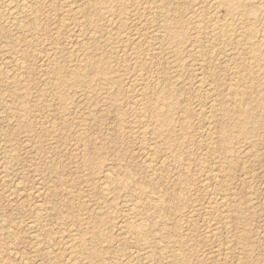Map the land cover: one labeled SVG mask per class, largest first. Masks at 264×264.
<instances>
[{"label":"rangeland","instance_id":"rangeland-1","mask_svg":"<svg viewBox=\"0 0 264 264\" xmlns=\"http://www.w3.org/2000/svg\"><path fill=\"white\" fill-rule=\"evenodd\" d=\"M65 1L0 0V264H264V107L258 100L264 97V86L241 78L255 119L250 134H239L238 128H229L220 119L225 111L219 102L226 98L231 76L227 64L240 61L232 60V45L202 39V46L213 51L219 86L210 96H200L195 78L207 70L188 66L177 71L173 52L147 34L154 30L160 35L165 19L159 15L161 8L153 21L156 25L151 23L154 27L141 22L140 15H128L122 27L110 28L102 19L97 34L88 38L85 28L84 33L80 27L73 29L77 24ZM84 1L87 5L93 0H77ZM198 1L167 0V8L187 16ZM18 2L28 5L27 20L11 14ZM251 3L259 5V0ZM263 17L259 11L258 29L264 27ZM117 32L130 36L128 42L134 36L149 37L153 48L161 46L154 49L151 65L142 69L152 81L129 83L135 70L122 65L129 51L111 43ZM76 38L88 45L93 60L111 61L110 69L104 70L107 74L71 73L80 62L79 55L70 58L71 45L79 42ZM56 67L66 74L58 86L51 79ZM108 76L119 79L107 82ZM157 77L161 85L176 89L171 99L187 112L179 109L173 116L176 126L169 143L152 135L146 138L150 146L143 149L129 104L142 86L148 92L158 89ZM211 102L219 110L208 118ZM210 119L215 126L205 127ZM224 126L232 139L229 149L220 140ZM176 144L181 146L178 157L169 150ZM147 161L156 162L154 175ZM220 163L225 166L221 171ZM133 221L143 223L148 242L123 234V226ZM96 229L103 237L94 245ZM95 248L98 258L93 257Z\"/></svg>","mask_w":264,"mask_h":264},{"label":"bare ground","instance_id":"bare-ground-1","mask_svg":"<svg viewBox=\"0 0 264 264\" xmlns=\"http://www.w3.org/2000/svg\"><path fill=\"white\" fill-rule=\"evenodd\" d=\"M251 1L253 2V0H250V1L249 0H199L195 6L196 9L191 11L187 16H183L178 11H170V9L167 8V0H93L91 3H89L87 5L85 4V1H84L85 6H84V4L78 3L77 0L76 1L75 0L74 1L66 0L65 2H63V4H64V6H66L68 8V13L72 19V22L75 21V23L77 24L74 26V28H73V24H72V28L73 29H79L78 27H80V29L82 27L85 28V30L89 31L88 33L90 36H88V38H93L95 36V34H97L98 29H99L98 24L101 22L100 20H102V19L108 23V27L110 26V28H112L114 26L122 27V26H125L128 15L134 16L135 18H136V16L140 15L141 22L144 21L146 23H150V27H154L151 25V23H153L154 19L156 18V15L158 13L157 10H159V8H161L162 11L160 12L161 14H159V15L164 16L165 19H164L163 23L161 24V28H160L161 30L158 31L160 33V35L156 36L155 35L156 33H154V30L153 31L151 30L152 32L147 33V34H148V36L150 35L151 38H153L155 36L153 38L154 40H156L155 43L160 44L161 46L165 47L164 49L173 52V54L175 55V62H176L175 67L177 68V71H179L180 69H182L184 67L186 68L188 66H191V67L197 66V69L199 68L198 70H200V69H202V70L206 69L207 70L208 73L206 75H204L201 72L198 75V78H195V80L197 79V83H198L197 85L195 84L196 92L198 95H200V96L203 95L204 97L210 96V93L213 92L219 86V84L217 81V77L215 76V74L213 72V69L215 68L214 67L215 62L213 61V58H212L213 55H211L213 53V51L212 50H206L204 48L205 46H202V45H204L201 42L202 39L206 38V40H209L210 43H213V41H216V40H220L222 44L232 45L230 48V49H232L230 56L232 57V60L238 59L240 61H238V63L236 61H232L233 63L230 65L227 64V62H226L227 66H228V68H226V69L230 72L231 76L229 77L230 79L228 80L229 85L227 87V92L224 90L226 92V98H225V100L221 99L222 101L219 102V105L220 104L222 105L221 111H225L222 114L220 113V119L222 122L224 121V123L229 128L236 127L239 129L238 130L239 134L245 135V134L249 133V129L252 127V124H253L252 121H253V119H255V116L252 114V111H251L253 109V107L248 108L249 101H248V98L246 96V90H245L244 86H242V84L240 83V80H241V78L243 80L245 78V79L250 80V82H252V83L257 82L258 84L264 86V27L263 28L261 27L262 29H258L256 26L258 23L257 16L259 15V11H260V13L262 12L264 15V0H259V5L258 4H252ZM67 8H65V9H67ZM29 12H30V10L28 9V5L26 3L18 2L16 7H15L14 13H11V14L12 15H18L19 14V16L20 15H21V17L23 16V19L25 18L27 20ZM221 12H222V15H219ZM146 25H148V24H146ZM154 25H156V24H154ZM140 26H141V24H140ZM144 27L146 28V26H144ZM152 29H154V28H152ZM68 30H70L69 27H68ZM83 30L81 32H83ZM148 30H149V28H148ZM148 30L145 29L146 32ZM78 31L79 32H78L77 38L82 36V34L80 33V30H78ZM134 31H136V30L133 29V32ZM141 32H144V31H141ZM152 35H153V37H152ZM114 36H115V41H113L111 43L112 44H119L120 46L125 47L126 50L129 51L128 57H126V59H124L123 64H122L123 67L126 69L135 70L134 71L135 74H133L130 78H128L129 83H136L138 81H141V83L152 81L153 78L151 77V75L148 76V74H143L142 69L145 68L146 66L148 67V65H151L150 63L152 62L153 58H155V54H156L154 49L156 47H158L159 45L156 46L155 48H153L154 43L149 42L150 41L149 37H148V40H149L148 41L145 38L139 39L138 37L134 36V38L131 39L133 41L128 42V40H130V38H129L130 36H126V34L123 32H121V33L117 32V33H115ZM140 36L143 37L142 34ZM72 37H74V36H72ZM75 37H76V35H75ZM85 37H86V35H84V38ZM77 38H76V40H78ZM78 41L79 42L74 41L73 45H71L72 44L71 43L70 44L71 49L69 48L70 49V58L75 57V56L77 57L78 55L80 56V62L77 61L78 63H75L74 66L72 65L73 71L70 70L71 73H75L77 75H84V74L86 75V74H90L92 72H101L102 71L103 74H107V73H105L104 70L110 69L109 66H110L111 61L108 58H101V57H98V59L93 60L91 53L89 52L88 45L86 46L85 43L83 42V40H81V39ZM161 46H159V47H161ZM122 47H121V49H122ZM158 52L159 51H157V53ZM160 53H162V52H160ZM58 54H56V55H58ZM184 55H185V57H183ZM156 59H158V58H156ZM58 60H59V58H58ZM155 62L157 63V61H155ZM121 63H122V61H121ZM157 65H158V63H157ZM157 65H155V66H157ZM158 71H160V70H158ZM67 72H69V71H67ZM108 73H111V72L109 71ZM146 73H149V72L147 71ZM15 75H16V73H15ZM177 75H179V74H177ZM65 76H66V74H64V70H62L61 68H58V67H56L51 73V79L53 80L52 82H54V84L57 86L59 84L62 85L65 82ZM158 78L159 77H157L156 80L154 79L155 83H156L155 86H157L158 89H154L153 91L148 92L146 86L145 87L142 86L140 88V91L138 90L139 91L138 98L136 97V100L134 102H132L131 105L128 103L130 106L129 109H131V112L133 114H135V117L137 119L136 124L134 123L135 124L134 128L137 129L139 132V135L141 137L139 140H140V143H141V146L143 149L148 148L150 146L148 144L149 142L148 143L146 142L148 140V139L146 140V138L149 136H152V135L155 138L157 137V138L163 139L164 141L169 143V141L171 140V132L174 131V127L176 126V123H175V120L173 119L174 118L173 116L180 109L177 101H174L173 99H171L172 92L175 91L176 89H174L168 85H161L160 80ZM114 79L116 80L119 78H115L112 76H108V77L104 78V80L107 82H113V81H115ZM18 82L19 81L18 80L15 81V79L13 77L12 84L17 85ZM43 82H45V81H43ZM163 83H164V81H163ZM191 84H192V82H191ZM48 85L49 84H47V86ZM126 85H128V84H126ZM48 94H50V93H48ZM214 97H216V96H214ZM200 99H201V97H200ZM203 99H205V98H203ZM214 99H216V98H214ZM112 100H115V97H113ZM258 100H259V103L264 107V97L261 96L258 98ZM212 101H214V100H212ZM45 103H47V102H45ZM224 105H227V107H229V108L225 109ZM217 106H218V104H213V103L210 105L209 109L207 110L208 114H210L208 116V118L211 115L213 116L214 113L216 114V112L219 110V109H217ZM180 110L187 112V108H183ZM200 110H201V108H200ZM128 112H130V111H128ZM195 112H197V111H195ZM205 114H207V113H205ZM211 118H213V117H211ZM195 121H196V119H195ZM206 123H208V124H205V127L207 126L208 128H211V125L213 123L212 120L210 119V121L206 122ZM216 124H218V123H216ZM213 125H214V123H213ZM184 128H185L184 125H182L181 129H184ZM54 130L55 129H53V131ZM203 130L204 129H202V131ZM223 130L224 131H223V134L220 136V140H221V143L223 144L224 148L229 149V147L232 145V139H231V137H229L226 134L225 126L223 127ZM211 133H210V136H211ZM206 134L207 133H205V135ZM213 135H214V133H213ZM201 138H202V136H201ZM210 138H212V137H210ZM211 141H213V140H210V142ZM205 142H206V140H205ZM217 142H218V140H217ZM211 145L212 144H210L209 146H211ZM213 146H211V148ZM242 146L243 145L239 144V149L237 151H241ZM180 148H181L180 144H176L175 146L170 147L169 150L171 152H173L175 150L176 151L175 152L176 157H178V156H181L177 152L180 150ZM211 148H209L208 150H211ZM231 149H232V147H231ZM152 151H156V150L152 149ZM140 152H141V149H140ZM213 154L214 153L211 152L210 158L213 157L212 156ZM241 155H242V153H241ZM152 157L155 158V156H152ZM216 157H218V156H216ZM198 158H200V155L198 156ZM150 159H151V157H150ZM221 160H222V158H221ZM155 161H150L149 163H148V161L145 162V164L148 163V165L146 164L147 169L151 170V172L155 166V165H153V162H155ZM160 161L161 160H159V163H160ZM202 161H204V159ZM142 164H144V163L142 162ZM154 164H156V162ZM197 166L199 167V165H197ZM224 167H225L224 163H220V167H219L220 171L223 170ZM213 171L211 170V172H213ZM216 171H218V170H216ZM105 172H107V171H105ZM152 173H153V175L155 174L154 172H152ZM216 173L217 172H215V176L217 175ZM89 174H91V173H89ZM103 174H106V173H103ZM107 174L109 175V173H107ZM211 176H212V174H211ZM212 177H214V176H212ZM137 180H139V179H137ZM214 181H215V179H214ZM202 183H204V182H201L200 184H202ZM219 183H217V184H219ZM104 186L102 184V187H104ZM214 186H215V184H214ZM207 187H205V188H207ZM219 192H220V190H219ZM211 194H213V193H211ZM216 194H217V192H216ZM207 195H210V193ZM226 195H224V196H226ZM214 196L215 195H213V197ZM222 196H223V193H222ZM222 196H220V197H222ZM211 197H212V195H211ZM223 197L221 198V201H220L221 203L225 199ZM209 200H212V199L208 198V201ZM134 201H135V199H134ZM215 202H217V201H215ZM225 203H227V202H225ZM228 204H229V202H228ZM214 205H215V203H214ZM210 206H211V204H210ZM210 206L208 205V208ZM222 208H223V206H222ZM225 208H226V205H225ZM214 209H216V208H214ZM218 209H221V208H218ZM40 211H43V210H40ZM222 214H223V212H222ZM223 216H224V214H223ZM133 217H134V215H133ZM213 217H215V216H213ZM224 219H225V217H224ZM123 227H124L123 228V232H124L123 234L137 235L139 237L140 241L143 243L144 242L146 243V242H148V240H150L148 238L147 230H146L145 226L143 225V223H141V222L133 221L131 223L125 224ZM121 231H122V228H121ZM73 232H71V233H73ZM102 237H103L102 231H100L99 229L94 230L93 231V237H92V241L94 242V245H97V243L102 239ZM39 238H41V236ZM72 238H73V236H72ZM75 238H76V236H75ZM106 240L108 241L109 239L107 238ZM83 241H84V238L81 240L79 239V242L82 243ZM90 241H91V239H90ZM42 248H44V247H42ZM120 249H121V247H120ZM128 251H130V250H128ZM39 252H40V250H39ZM69 253H70V251H69ZM73 253H75V252H73ZM144 256H145V254H144ZM93 257L94 258L100 257V251L96 248L93 251ZM65 260H67V259H65ZM127 260H129V259H127ZM126 262H128V261H126ZM146 264H148V263H146Z\"/></svg>","mask_w":264,"mask_h":264}]
</instances>
